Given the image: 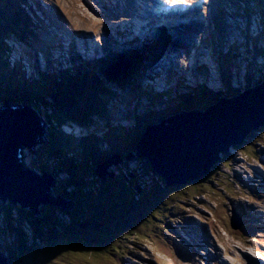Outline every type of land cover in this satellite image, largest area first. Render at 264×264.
I'll use <instances>...</instances> for the list:
<instances>
[{"label": "rangeland", "instance_id": "rangeland-1", "mask_svg": "<svg viewBox=\"0 0 264 264\" xmlns=\"http://www.w3.org/2000/svg\"><path fill=\"white\" fill-rule=\"evenodd\" d=\"M16 1L18 0H0V8L3 11L9 9V11L15 12L14 14H16L18 12L12 10ZM25 1L35 2L37 5V8L34 12H31L32 15L30 16L32 17V19H30L34 21H32V24L35 23L37 26L31 24L34 31H30V33L33 37L36 35L42 37H35L42 41H40V44H37L33 38L19 40L20 38L17 39L15 37V33H13L12 36L8 34L4 35V32L1 30L0 39L4 40L9 46V50H11L7 51V54L4 52V49L1 52L2 55L7 57V60L9 61L7 64H9V66H15V64L19 63L18 65L21 69L30 75H35L37 70L47 71L48 67L45 62L46 59L41 58V56L46 57L49 47H51V51L49 52L50 57H55V60L58 63L61 61V65L64 66H69L73 63L71 62L73 60L71 54L74 52V49H77L84 57H87V59L89 58L90 61L92 58H94L93 61L101 60L102 58H110V56L115 53L119 55L114 63L104 68V72L109 75V77H107L106 80L102 79L105 81V84H107V82L109 83V87L112 88L111 90L118 88L116 91L114 90L117 95L110 99V118L105 120V117L101 115H98V117L92 116L90 118L91 121L89 120L85 124L80 123L79 125L73 122L71 123L68 120L66 121L67 125L64 124L65 122L61 124V129L65 133L77 134L78 139L80 138V135L91 133L99 136L103 133L105 126L112 124L110 123L111 121H115L113 124L120 126V128L117 126L115 127L120 129L119 131L122 133L121 135L127 134L130 133L129 128L131 124L135 123L132 120V107H135L136 101L153 108L163 107V104L167 103L166 101H159L158 99L156 101L149 100V93L143 88L146 81L143 82L141 74L138 72L136 81H132L128 84L133 77L126 78L127 86L125 87H122V84L117 85L110 82L111 78L116 79V77H118V75H114V73H116L118 68L124 66H120L122 61L125 60V65L129 61L125 56L131 51L129 48H132L135 44L127 42V39H134V37L139 36L141 39L147 40L149 43L142 45L140 50L143 51V56L151 53L152 50L149 47L152 45L150 44L152 41L150 39L152 37H150L148 31H141L138 34L130 32V30L125 27L116 26L117 28L121 27L123 31H126V34L123 31H117V36L115 38L113 30L107 26L108 22H106L104 17L100 14L102 8H104L100 0ZM34 7L35 6H33V8ZM43 10H46V12ZM5 15L8 16L7 14ZM28 15H30V13H28ZM119 16L120 14L113 17L116 19ZM21 29L23 30V28ZM73 29L84 30L85 33L92 37L89 38L87 35L79 36L72 34L71 38L70 36L68 37V40L70 42L71 39L75 46L68 47L63 43L64 49L62 50L61 45L63 37L65 38L71 34L65 32V30L72 31ZM109 30L110 32L108 33ZM259 30V26L254 27L253 25H249L243 32L226 33L224 35L216 36L213 43L208 40L205 41L203 45H199L202 47V52L199 55V58H197V61L200 65L205 64L206 66L202 65V67L204 66L206 70H204L203 73L200 72L202 75L197 76L201 80H205L200 84H205L213 89V91H211V94L213 95L210 97L207 96L205 102L201 101L200 108L203 109L206 102H212L211 100L214 95L220 94L218 89H221L222 84V66H226V68L229 65L231 66V70L233 71L232 84L238 89L247 85L245 81L243 84H239V82L242 81L243 72H250L256 77H259V74L263 73L264 25H262V30H260V32H258ZM119 33L120 35H127L126 38L120 37ZM53 35L54 39L58 42L54 43L55 40L52 39ZM156 36L157 37H155L153 41H156L157 48L160 45L159 41L162 39V36L160 34ZM95 40H99V44ZM112 41H115L116 46H119L120 48L113 45L111 43ZM90 42L92 45L89 51H86L89 48V45H87L82 52L81 43L87 44ZM77 43L78 46L76 45ZM141 43L142 40L137 38L136 45L138 46ZM56 47H58V50ZM165 47L166 48L163 49L162 52L168 49L167 46ZM147 49L150 50L147 51ZM197 49L200 50L198 46ZM53 50L57 51L58 56H56V52H52ZM198 50H196V52H198ZM259 54H261V57ZM248 58L250 59L248 60ZM146 59L149 64L153 62L150 54ZM154 68L156 69V66H152L149 71H146V74L150 76V70ZM120 78L121 77H118V80ZM185 80L186 82L183 81L184 83L190 84L192 87L193 85L194 87L195 85L197 86L196 75H193L192 78L187 75L185 76ZM255 81L257 82L259 80ZM170 85L171 87L165 88L174 89L176 87L175 84ZM180 86L182 87L183 83ZM201 93L206 95L207 92H202L201 90ZM170 94L174 95L173 92ZM25 107L29 108L37 118L38 114L40 117L41 114L37 111L35 112V108L34 110L31 109L30 104ZM46 110L48 111L49 109L46 107ZM44 123L45 122H43V127L47 129V123ZM261 127L264 126L252 129L239 144L228 146L229 152H225V155H221L220 159L215 164L216 175L214 177L216 180L208 190L201 188L197 189V185H195L196 187L193 185L186 186L190 181L182 184V186L186 187L181 190H186L188 192L185 194V197L182 195V191L173 194L172 189L167 190L170 191L168 193H172V195L166 197L167 203L164 206H171L176 209L174 210L175 212L179 213L176 216H171L168 214L166 215V212H164L169 224L173 227L171 228L173 234L169 233L167 235L164 231L160 232L158 229L156 230L154 227L155 221L149 218V216L155 214V208L157 206L162 205L161 202L159 203V200L165 188H172L173 186L177 187L180 186V184L166 186L163 184L162 178L156 175L153 171L152 175L149 174L148 171L151 170L149 163L143 161V157L137 156L136 150L135 152L128 154V157L126 156L125 163H123V160L113 163L112 166L107 167L105 171L107 173L113 170V172H115L113 177H120L121 181H126L129 185H133L132 187L135 190V193L133 192V194L136 199L134 198V195H132V199L139 201L138 203L140 204H136V207H131L129 203L130 209L128 210V206H126L125 203H121L120 198L117 197V195L110 194L108 195L109 197L106 198L102 197V199H100V197H96L94 200H87L85 212L81 215V217H89L92 213L90 211L93 209H100L99 205H96V203H99V200H103V203L108 204V210L106 211L110 212L111 215L104 218L105 223L109 220V223L113 222L114 224L117 223L115 221L117 218L119 221L122 219L120 224L117 225V231L122 230L123 234L120 235L119 239H116L117 245L108 250L107 247L109 246L105 245L108 240H105V244H103V240L100 238H97L98 241H94L93 239L90 241L87 238H83L79 243L77 240L71 239L70 235L72 230H69L66 233L63 231L64 227H59L60 232L55 235L44 232L43 235L40 236L42 239H40L41 242L38 244H31L26 247L25 245L17 246L18 244L14 242L7 248V250L9 249V252H11L12 259H9V257H7L8 253L6 252V246L4 243L6 241L8 244L12 242L14 238L11 234L13 230L8 229L7 222H13V228H15V226H21L19 229H25L27 226H25L22 219H24V213L26 214L28 211L27 208H23V210H19L18 212L17 209L21 208L19 203H11L9 200L0 198V255L4 260V264H23L22 260L25 264H42L45 263L46 260L48 261L47 264H119V255L110 254V251L124 252L123 246H125V244H128V250L124 252L126 264H204V256L210 258L213 257L215 259V255L219 256V259L223 261V264H247L249 259L250 262L251 260H258V257L264 262V128ZM258 129H260L261 132L258 131ZM41 130L37 141L38 143L32 146V151H30L27 146L22 148L21 164L27 167L28 170L32 172L35 171L36 173H38L37 169L42 165V162H39L40 159H47L46 157L53 158L49 152H44L43 150V147L45 146H49L50 149L52 147L46 140L42 127ZM237 145H241V147L235 149L234 147ZM71 151L72 153L77 154V156H81L80 154H82L79 149ZM68 152L69 150L67 153ZM94 152L98 155L97 157L92 155ZM94 152L92 154H83L72 165L67 166H76V164H79V175L83 174L88 180L96 177L92 165L96 158H103L105 152H98V150H94ZM228 153H231L232 155L228 157ZM44 159L42 161H44ZM83 165H91V167H85ZM70 172L76 173V170L67 168L62 171L61 174H57L59 181H63V178L66 179L65 177ZM113 177L107 174V177L103 180ZM52 178L55 181V185L53 184L50 187L49 194L56 199V194H61V192H57V189L54 191L58 182L53 176ZM153 182L161 183L163 191L161 192L157 185L153 186ZM68 187L69 186H67V188ZM111 189L113 188L111 187ZM157 189L158 192L154 193ZM143 192L145 195L142 198L139 197ZM201 192H203V194ZM129 193L132 194V192ZM108 198L109 200L114 201V206H111L110 202H108ZM45 205L48 204H41L40 207H44ZM92 206L94 207L90 209ZM177 206H181L183 209L178 211L179 207ZM114 207L115 211H112L111 209ZM6 212L11 213V215L6 214ZM232 212L235 215H238L239 213V215L243 217L244 222H247L246 225L254 227L257 232L252 233V237L246 238L241 232V228L237 230L232 229L229 224V219L233 216ZM30 214V219H36L34 214ZM38 215L39 213L36 214V216ZM239 215L238 218L240 219ZM176 217H183L184 219L181 221L179 220V222H174ZM62 218H64V216ZM39 221L34 224L36 225L38 223L39 225H42L44 231L47 230L48 227L44 220L42 219ZM65 222L68 223V220L65 219ZM72 222H75L74 219ZM113 224L105 230L107 233L112 234L115 227ZM10 225L12 226V224ZM100 225V222L96 223V226L99 227ZM136 226L142 228V230H140L141 237L139 240L130 232L131 229ZM104 227L105 226L102 227V230ZM169 231L171 232V230ZM249 231H252V228H250ZM93 233L100 234L101 232L96 229L92 234ZM156 233H159V235L162 236L164 235V237L170 241L172 248L175 249H172L171 251L174 255L168 253V251L164 249V244L160 242L159 238L154 236ZM146 235L150 236L148 239L150 243L145 240ZM102 238L106 239L105 235H103ZM71 241L72 245L75 244V246H79V244H82V247L79 250L73 251L74 247L71 246ZM113 244H115V241ZM26 249H28L29 254L26 253ZM163 252H165V254H163ZM254 264H259V261Z\"/></svg>", "mask_w": 264, "mask_h": 264}, {"label": "trees", "instance_id": "trees-1", "mask_svg": "<svg viewBox=\"0 0 264 264\" xmlns=\"http://www.w3.org/2000/svg\"><path fill=\"white\" fill-rule=\"evenodd\" d=\"M15 3L16 4L13 5L12 10L17 11L18 13L16 14H14L15 12L9 11V9L3 11L0 8V31L2 30L4 32V35L8 34L10 36L15 33V37L17 39L20 38V40H25V38H29V36H32L30 31H34L32 25H35V23L32 24L33 20H31L32 17H30L32 15L31 12L33 11V9L31 8L29 2L25 0H18ZM33 4L35 5V3ZM35 6L37 7V5ZM28 13H30V15H28ZM5 14H7L8 16H6ZM17 27H19L20 29ZM21 28H23V30ZM4 48H7V44L4 40L0 39V104H3L5 102L11 104H32V107L41 114L40 117H42L45 123H47L45 138L52 147L50 149L49 146H45L43 147V150L44 152H49L53 156V158L46 157L47 159L43 158L44 161H42L43 159H40L39 162H42V165H40V168L37 169V172L39 174L44 173L52 175L58 182V184H56L54 188V191L55 189H57V192H61V194L58 193L56 195L63 197V199L70 202L72 205L70 209H66L48 204L44 207L38 206L35 212H32L29 208H27L28 212H26V214L24 213V219H22L25 223V226L27 227L25 229H19V227L21 226H15V228H13V222H7L8 229L13 230L11 234L14 237V240L8 244L5 241L4 245L6 246V248H8V246L12 245L14 242L18 244L17 246L25 245L26 247L31 244H38L39 242H41L40 239L42 238L40 236H42L44 232L55 235L60 232L59 227H64L63 231L66 233L69 230H72L70 235L71 239H75L79 243L81 240H83V238H87L90 241L91 239H93L94 241H98L97 238H100L103 240V244H105V240H108L107 244H105L109 246L107 247V250L111 247H114L115 245H117L116 239H119L120 235L123 234L122 230L117 231V225L120 224V221L122 219L119 221V219L117 218L115 220L117 223L114 224L113 222L109 223V220H107V222L105 223L104 218H107V216H111L110 212L106 211L108 210V204L103 203V200H99V203H96V205H99V210L93 209L92 211H90L92 213L89 215V217H81V214L85 212L87 200H94L96 197H100V199H102V197L106 198L109 197L108 195L110 194L117 195V197L120 198V202L125 203L126 206H128V210L130 209L129 203L131 207H136L135 205H139L140 203H138L139 201L132 199V195H134L133 192L135 193V190L132 187L133 185L131 186L126 181H121L120 177H113L114 175L112 176L113 178L106 180H103L98 176L88 180L85 178V176H83V174H80L82 176L79 175V164H76V166L67 165H72L85 153L92 154L94 150H98V152L103 151L105 152V155L103 158L95 159L94 164L92 163L93 168H95L100 161L108 159L112 155L116 154L119 155L121 160L124 161L123 163H125L126 156L130 153L135 152L136 143L138 142L140 135L147 124L157 122L161 118H165L171 114L179 112V109H177L178 107H181V110H190L192 109V107L195 108L201 103V99L197 97V95H200L201 93V91L198 89L201 88L203 91L206 85L202 84L200 86H196V88L193 87L192 89L187 90L184 88L182 90L178 89L179 94L177 93L173 97H170V99L167 100L170 103H164V108L156 107V112H151L153 110V107L145 104H140L138 101H136L135 107H132L134 110L133 114L135 123L134 126L129 129L130 133L121 135L122 133L119 131L120 129L116 128V125L110 124L104 127L103 133L99 136L91 133L80 135V138L78 139L77 135L65 133L61 129V124L68 120L71 123L73 122L77 125H79L80 123L85 124L90 120L92 116L98 117V115H101L105 117V120H108L110 118V115L107 108V101H109L113 96L117 95L115 91L111 90L109 84H105V81H103L106 79L100 74L101 72L98 71V66L88 68L87 65L79 63L76 68H69L68 66L55 63L51 65L52 67H57L54 70H37V73H35V75H30L24 72L23 69H21V67L18 65L19 63L15 64V66H9V64H7V62L9 63L7 57L1 54ZM139 50L140 49L138 47H135L131 51V53L128 54L130 59L132 58L133 61V63L131 64L132 66L130 67H133L135 65V69L133 70L132 68L127 71L125 74L126 77H132L131 75H129L130 72L133 74L137 73V65L139 67L145 59V56H143L142 52ZM4 52H6L7 54L6 49ZM90 65L95 66V63L93 64L92 62V64ZM231 69L232 68L230 65L227 68L226 66H222L221 69V80L223 88L225 89L230 84L229 80L232 76ZM259 75V79H263L264 71ZM245 80L247 85L253 84L255 82L253 75L250 72L246 73ZM205 89H207V87ZM219 93L222 95L224 94V92L221 91ZM214 96L216 97L217 95ZM187 101L191 102L189 107L181 105L186 104ZM211 101L213 102L214 98ZM46 107L49 109L48 111L46 110ZM258 131L261 132L260 129H258ZM237 147H241V145H237L234 148L236 149ZM74 149H79L82 152V154H80L81 156H77V154L72 153L71 150ZM68 150L69 152L67 153ZM221 154L225 155L224 153ZM92 155H94V157L98 156L95 152ZM142 160L146 161V163H149L145 158H143ZM83 166L91 167V165ZM67 168L76 170V173L78 174L69 173L65 177L66 179L63 178V181H59L57 174H61L62 171ZM214 168L215 165L206 175L201 176L200 179L190 181L188 184H186V186L193 185L194 187H196L195 185H197V189L201 188L208 190L212 186V183L216 180L214 177L216 175V168L215 170ZM152 171V169L149 170V174L152 175ZM153 183V186L157 185L158 189L161 192L163 191L161 183ZM67 186L69 187L67 188ZM186 186L180 185L177 187L173 186L172 188L168 187L165 188V190L162 192L159 203L161 202L163 206H157L155 208V214H157H152L151 216H149V218L155 221L154 227L156 230L158 229L160 232L164 231L167 233V235L169 233L173 234V230L171 229L173 227L169 224L166 215L168 214L171 216H176L179 213L175 212L174 210L176 209L172 208L171 206H164L167 203L166 197L171 196L172 193H180L179 191H182L181 189ZM111 187L113 189H111ZM158 189L154 193H157ZM168 189H172L173 192L169 194L168 192L170 191H167ZM129 192H132V194H130ZM187 193L188 192L186 190L182 191V195H184V197ZM201 193L203 194V192ZM144 195L145 193L143 192L139 197L142 198ZM108 202H110L111 206H114L113 200L109 201L108 198ZM93 207L94 206L90 207V209ZM177 207H179L178 211H181V209H183L181 206ZM23 208L26 207H23L21 205V208L17 209V211L19 212V210H23ZM114 209L115 207L111 210L115 211ZM164 212H166V215L164 214ZM30 213L35 214L36 219H30ZM36 213H39V215L36 216ZM6 214L11 215V213L9 212H6ZM63 216L64 218H62ZM42 219L48 227H46L47 230L45 231L42 225H39L38 223L36 225L34 224ZM65 219L68 220V223L65 222ZM73 219L75 221L74 223L72 222ZM183 219V217H176L174 222H179V220L181 221ZM99 222L101 223V225L98 227L96 226V223ZM10 224H12V226ZM112 224L115 225V227L112 234H109L105 230L112 226ZM103 226L105 227L102 230ZM243 226L244 227H240V230L245 235L244 237L248 238L249 236L253 235L252 233L254 232L253 230L249 231V226H246V224H244ZM96 229H98V231L101 233L92 234V232ZM140 230H142V228L136 226L131 229L130 232L131 234L135 235L136 239L139 240V238L141 237ZM169 230H171V232ZM103 235H105L106 239L102 238ZM154 236L160 239V242L164 244V249H166L168 253L174 255V253L171 252L173 249L172 245L170 241L166 237H164V235L162 236L159 235V233H156L154 234ZM149 238L150 236L146 235L145 240L148 241ZM114 241L115 244H113ZM71 246L74 247L73 251H75L79 250L82 247V244H79V246H75V244L72 245L71 241ZM127 246L128 244H125V246H123L124 252L128 250ZM70 250L72 251L71 248ZM6 252L8 253L7 257H9V259H12L9 249H6ZM124 252L110 251V254L119 255V264H126ZM26 253L29 254L28 249H26ZM163 253L165 254V252ZM22 262L23 264H25L23 260ZM47 263L48 261L46 260L45 263L42 264Z\"/></svg>", "mask_w": 264, "mask_h": 264}, {"label": "water", "instance_id": "water-1", "mask_svg": "<svg viewBox=\"0 0 264 264\" xmlns=\"http://www.w3.org/2000/svg\"><path fill=\"white\" fill-rule=\"evenodd\" d=\"M12 105L0 106V198L20 203L32 212L41 204L70 209V202L49 196L48 188L54 184L52 176H39L23 166L22 160L19 162L17 153L22 154L26 146L32 151L42 130L29 108ZM157 123V127L149 123L141 133L136 155L147 159L166 186L197 180L210 171L229 145L239 144L252 129L264 126V80L239 95L221 97L205 111L176 112ZM119 161V155H112L99 162L94 172L101 179L107 174L112 177L113 172L105 170ZM241 223L237 214L229 219L234 230ZM3 261L0 255V264Z\"/></svg>", "mask_w": 264, "mask_h": 264}, {"label": "bare ground", "instance_id": "bare-ground-1", "mask_svg": "<svg viewBox=\"0 0 264 264\" xmlns=\"http://www.w3.org/2000/svg\"><path fill=\"white\" fill-rule=\"evenodd\" d=\"M34 12V11H33ZM37 21V20H36ZM20 29V28H19ZM117 31H119V32H121V31H123L122 30V28L121 27H119V28H115L114 30H113V32H114V34H115V38H116V36H117ZM123 32H125V34H126V31H123ZM119 35H120V33H119ZM72 36V35H71ZM71 36H70V38H71ZM135 39H137L138 37H134ZM47 43V42H46ZM68 43L69 44H71L72 43V45L73 46H75L74 44H73V42H72V40L70 39V42H69V40H68ZM113 45H115L116 46V44H115V41H112L111 42ZM76 45H78V43L76 44ZM166 46V45H165ZM117 48H120L119 46H116ZM45 48V47H44ZM129 49H131V48H129ZM165 51V50H164ZM52 52H56V54H57V51L56 50H53ZM130 53V52H129ZM128 53V54H129ZM163 53H165V52H163ZM128 54H126V55H128ZM165 54H167V53H165ZM18 56V55H17ZM19 57H20V54H19ZM22 57V56H21ZM89 59V58H88ZM94 60V58H92L91 59V61H93ZM90 61V60H89ZM60 64H62L61 62H59ZM204 70H206L205 69V67L203 66V67H201V69L198 71L199 73L200 72H204ZM32 72V71H31ZM199 73H197V75H199ZM192 75H195L194 73L192 74ZM246 81V80H245ZM198 82V81H197ZM200 82V81H199ZM67 93V92H66ZM112 103V102H111ZM30 106H31V109H33L34 110V108L32 107V105L30 104ZM36 112V111H35ZM38 116V119L40 120V122L42 123V125H43V118L41 117H39V115H37ZM112 118V117H111ZM67 123V122H66ZM153 124H155V126L157 127V124L158 123H153ZM231 145H235V144H231ZM226 152H229V150L228 151H226ZM221 153H225V152H221ZM220 153V154H221ZM219 154V155H220ZM230 155H232L231 153H228V157H230ZM233 157V156H232ZM71 173V172H70ZM76 192V191H75ZM6 200H8L7 198H6ZM110 201V200H109ZM85 202V201H84ZM78 208V207H77ZM62 211V210H61ZM122 211V210H121ZM67 212V211H66ZM232 214H234L233 212H232ZM81 215H83V214H81ZM17 218V217H16ZM6 235V234H5ZM16 235V234H15ZM14 238V237H13ZM7 249V248H6ZM189 253V252H188ZM258 260H259V264H263L264 262H263V260L260 258V257H258Z\"/></svg>", "mask_w": 264, "mask_h": 264}, {"label": "clouds", "instance_id": "clouds-1", "mask_svg": "<svg viewBox=\"0 0 264 264\" xmlns=\"http://www.w3.org/2000/svg\"><path fill=\"white\" fill-rule=\"evenodd\" d=\"M148 98H149L150 101H156V100L158 99L159 101H166V102H169V101H167V99H169V98H165V99H164V98H154L153 96H150V95H149ZM169 103H170V102H169ZM128 106H129V105H128ZM208 106H209V105H208V103H207V104L205 105V107H208ZM205 107H204V108H205ZM131 110H132V108H131ZM191 110H195V109H191ZM35 111H36V110H35ZM133 112H134V110H133ZM132 120H133V122H135L134 114H133V119H132ZM154 123H155V122H154ZM64 124H67V123L65 122ZM133 125H134V123L131 124L130 128H132ZM147 125H148V124H147ZM147 125H146V126H147ZM130 128H129V129H130ZM45 131H46V130H45ZM221 155H222V154H221ZM221 155H220V157H221ZM219 159H220V158H219ZM111 171L113 172V170H111ZM111 171H109V172H111ZM93 172H94V171H93ZM153 172H154V171H153ZM34 173H35V171H34ZM94 173H95V172H94ZM154 173H155V172H154ZM35 174H37V175H39V176L42 175V173H41V174H39V173H35ZM113 174H114V172H113ZM49 175H50V174H49ZM95 175H96V173H95ZM50 176H51V175H50ZM96 176H97V175H96ZM106 176H107V175H106ZM51 186H52V185H50L49 188H48V194H49V190H50V187H51ZM49 196L52 197V198H55L54 196H51L50 194H49ZM56 197H60V196H56ZM61 198H63V197H61Z\"/></svg>", "mask_w": 264, "mask_h": 264}]
</instances>
